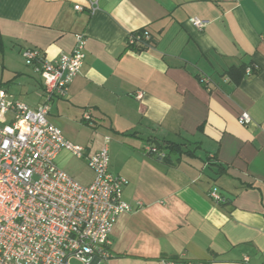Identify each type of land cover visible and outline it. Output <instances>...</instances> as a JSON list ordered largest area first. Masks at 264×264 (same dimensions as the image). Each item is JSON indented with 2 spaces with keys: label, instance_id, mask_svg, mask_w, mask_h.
<instances>
[{
  "label": "crops",
  "instance_id": "1",
  "mask_svg": "<svg viewBox=\"0 0 264 264\" xmlns=\"http://www.w3.org/2000/svg\"><path fill=\"white\" fill-rule=\"evenodd\" d=\"M140 31L149 47L129 50ZM77 35L83 66L48 121L85 153L61 151L56 165L88 185L86 158L107 146L109 172L128 182L122 200L143 206L117 218L100 264H262L264 0H0V87L36 109L43 82L21 52L53 60Z\"/></svg>",
  "mask_w": 264,
  "mask_h": 264
},
{
  "label": "built area",
  "instance_id": "2",
  "mask_svg": "<svg viewBox=\"0 0 264 264\" xmlns=\"http://www.w3.org/2000/svg\"><path fill=\"white\" fill-rule=\"evenodd\" d=\"M190 21L198 30L206 25L197 18ZM149 39L148 31L135 32L127 36L125 44L131 50ZM85 46V36L77 35L72 52L53 60L36 49L21 52L25 65L43 82V101L36 109L11 99L0 87V264H100L111 257V232L117 218L143 207L140 202L132 206L122 200L128 182L109 172L107 146L86 158L93 173L88 185L77 183L56 165L61 151L84 158L83 147L67 141L49 123L48 115L52 100L66 97L80 72ZM85 119L89 117L85 115ZM238 123L247 126L251 119L243 112ZM145 151L165 157L154 147L147 146ZM209 196L214 202H223L215 188Z\"/></svg>",
  "mask_w": 264,
  "mask_h": 264
},
{
  "label": "trees",
  "instance_id": "3",
  "mask_svg": "<svg viewBox=\"0 0 264 264\" xmlns=\"http://www.w3.org/2000/svg\"><path fill=\"white\" fill-rule=\"evenodd\" d=\"M150 35V34H149ZM150 41H151V37L149 39L148 42H144L143 44H140V45H137V46H134L131 50H134V51H143L145 50L147 47H149L150 45ZM247 69H250V73L252 71V67H246L244 69V72L246 73ZM173 144H170L169 147L171 148Z\"/></svg>",
  "mask_w": 264,
  "mask_h": 264
},
{
  "label": "rangeland",
  "instance_id": "4",
  "mask_svg": "<svg viewBox=\"0 0 264 264\" xmlns=\"http://www.w3.org/2000/svg\"><path fill=\"white\" fill-rule=\"evenodd\" d=\"M73 264H77V263L73 262Z\"/></svg>",
  "mask_w": 264,
  "mask_h": 264
}]
</instances>
